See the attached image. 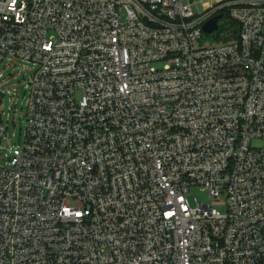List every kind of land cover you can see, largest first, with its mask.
I'll return each mask as SVG.
<instances>
[{"label":"built area","instance_id":"obj_1","mask_svg":"<svg viewBox=\"0 0 264 264\" xmlns=\"http://www.w3.org/2000/svg\"><path fill=\"white\" fill-rule=\"evenodd\" d=\"M210 1L0 0V67H35L0 264H264V0Z\"/></svg>","mask_w":264,"mask_h":264},{"label":"rangeland","instance_id":"obj_2","mask_svg":"<svg viewBox=\"0 0 264 264\" xmlns=\"http://www.w3.org/2000/svg\"><path fill=\"white\" fill-rule=\"evenodd\" d=\"M194 11L197 14L202 12V5L199 3L194 6ZM216 32L205 35L200 42L212 44L216 40ZM16 63L17 67L14 71L10 69L11 59L6 60L0 67V72L4 74V78L0 80V92L5 94L2 102L3 113L0 112V131L2 126L6 129L4 135L0 134V166H5L6 157L10 156L9 148L22 146L26 137V114L30 96L26 86L34 75L35 67L26 61L20 60ZM9 91H12V94H8ZM192 193L203 203L212 202L209 195L198 187H194ZM217 208L220 212L226 213V207L218 206Z\"/></svg>","mask_w":264,"mask_h":264},{"label":"trees","instance_id":"obj_3","mask_svg":"<svg viewBox=\"0 0 264 264\" xmlns=\"http://www.w3.org/2000/svg\"><path fill=\"white\" fill-rule=\"evenodd\" d=\"M220 14L224 15V18L220 21V26L215 34L216 42H231L238 39L240 27L237 22L233 21L227 10H223Z\"/></svg>","mask_w":264,"mask_h":264},{"label":"water","instance_id":"obj_4","mask_svg":"<svg viewBox=\"0 0 264 264\" xmlns=\"http://www.w3.org/2000/svg\"><path fill=\"white\" fill-rule=\"evenodd\" d=\"M224 18L223 14H218L211 18L204 26L203 31L206 35L212 34L216 31H218L220 26V21Z\"/></svg>","mask_w":264,"mask_h":264},{"label":"bare ground","instance_id":"obj_5","mask_svg":"<svg viewBox=\"0 0 264 264\" xmlns=\"http://www.w3.org/2000/svg\"><path fill=\"white\" fill-rule=\"evenodd\" d=\"M209 5H210V4H209L208 2L205 4L206 7H208Z\"/></svg>","mask_w":264,"mask_h":264}]
</instances>
